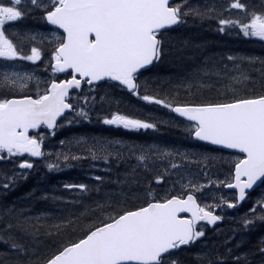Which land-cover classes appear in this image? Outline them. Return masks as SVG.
<instances>
[{
  "label": "snow or ice",
  "instance_id": "1",
  "mask_svg": "<svg viewBox=\"0 0 264 264\" xmlns=\"http://www.w3.org/2000/svg\"><path fill=\"white\" fill-rule=\"evenodd\" d=\"M228 8L245 12V19L219 18L221 14L214 4H201L199 0L196 3L192 0L175 3L173 0H0V161L24 154L32 158L45 156L42 150L44 135L30 134V130L45 126L55 134L57 127L91 122L90 113L96 98L85 95L77 98L78 104H73L68 102L69 90L81 89L82 82L94 89L97 82L105 80L116 82L115 86L127 89L138 99L160 105L189 122L186 134L192 139L243 154V158L235 160L232 182H220L226 188L236 189L237 195L234 200L222 197L219 204L198 203L195 193L201 188L190 184L185 185L190 188L186 195L181 193L164 198L154 196L150 187L145 188L143 202L137 206L129 199L133 191L130 188L122 200L97 204V210H110L109 214L99 218L97 223L80 228L79 236H76L79 217H61L57 223L41 225L40 217H27L15 209L0 211V243L8 245L12 254L10 264H182L173 253L205 237L200 222L216 225L223 219L216 214L217 209L222 206L236 208L246 199V190L253 189L258 181H264V59L229 55L227 62L231 63V68L223 61V67H220L205 60L177 84L159 78L153 81L156 84L154 94L141 95L138 83V74H142V70L161 62L169 54L165 32L187 23L188 18H216L221 33L226 27L233 26L238 27L244 37L264 41V3L259 9H249L244 0H229ZM33 12L42 13L45 24L63 30L62 34L54 30L49 38L42 33L10 34L7 31L6 25ZM37 35H40L41 44L47 40L53 45L46 67L50 66L53 74L71 73L70 78L59 82L52 79L43 90L34 73L12 70L16 61L35 64L42 59L41 47L32 46L28 52L22 44L14 42L35 41ZM32 80H36L35 94H25ZM181 91L190 94L192 99L181 101L174 95ZM212 92L216 93L214 98L197 96V93ZM69 111L75 115L66 120V125L60 124L58 118L65 117ZM101 122L129 131L156 130L159 123L151 117L133 118L120 111L110 113ZM74 142L77 146L86 145L84 151L93 160L105 162L112 157L122 158V149L128 147L137 160V168L130 177L133 185L140 183L136 171L141 165L149 169L156 161L207 164L212 159L203 155L198 160H190L189 157L195 154L158 145L147 148L127 146L104 138H92L89 143L80 137ZM60 143L71 145L73 141L62 140ZM55 155L57 162L46 164L50 171L60 167L58 161L61 159L67 164L70 160L87 158L73 154L70 149ZM180 166L169 163L164 174L155 176L156 184L163 183L167 172ZM34 167L28 159H22L18 164L21 170ZM20 178L26 179L23 171L7 177L8 182L0 187L8 190ZM95 179L103 182L100 176ZM64 188L80 194L89 191V186L83 183L65 184ZM134 199L141 197L137 195ZM257 220L264 221V197L258 199L242 218L243 230L248 231ZM74 236L76 238H72ZM228 251L231 253L232 249ZM249 256L260 257L259 264H264V237L254 251L243 257L246 264H252ZM197 259L207 260V264H224L221 257L212 258L211 253ZM231 259L234 264H240L242 257L236 255Z\"/></svg>",
  "mask_w": 264,
  "mask_h": 264
},
{
  "label": "trees",
  "instance_id": "2",
  "mask_svg": "<svg viewBox=\"0 0 264 264\" xmlns=\"http://www.w3.org/2000/svg\"><path fill=\"white\" fill-rule=\"evenodd\" d=\"M217 1L204 0L199 3L203 4L207 2L214 4L217 12L221 14L223 10L221 7H218ZM244 1L248 4L249 9L253 7L259 9L260 5L264 3V0ZM219 18H222V16L220 15ZM218 28L219 25L216 18L205 20H194L192 18L189 25L183 26L173 32H168L166 38L169 42V54L154 69L142 75L143 89L146 88L154 94L156 84L152 82L158 81V78L161 80H171L173 84H177L205 60L210 61L211 64L223 67L221 61L228 63L227 57L229 55L251 56L264 59V41L252 38L246 39L238 31L233 30H225V32L221 33ZM228 67H232L231 63H228ZM257 67H259V64H257ZM174 95L178 96L181 101L192 99L190 94H186L183 91L174 93ZM197 96L214 98L216 93H197ZM113 98L127 103L126 98L128 99V96L115 98L112 95H107V99L111 103L114 102ZM174 129L176 132L179 131V129L174 127L166 128L167 136L170 139H178L179 137L175 134ZM110 163L111 166L108 174L103 175L100 171L96 172V176L102 177L103 182L97 181L94 178L91 183L87 184L89 186L88 195L79 193V196L72 197L60 191V184L62 183L56 185L58 184L56 182L53 185L44 184L43 188L35 190L36 187H42L40 184L36 185L37 180L41 178L39 172H36L35 174L31 173L26 179H23V185H21L19 190L10 193V202L5 203V206L0 204V207L3 210L15 209L19 212L23 210L24 216L27 217H40L39 223L41 225L57 223L61 217L72 219L79 217V227L76 228V236H79L80 228L88 224L97 223L99 218L109 214L110 210L109 212L97 210V204L122 200L129 193L130 188L133 190L129 196L132 203L139 206L140 201L143 202L144 182L140 181L139 185H133L130 180V177L133 175L132 169L117 159H110ZM76 165H81V162L79 161ZM71 175L72 171H69L57 177L61 180L68 179ZM144 177L146 176L140 173V178L143 179ZM44 178L51 179L52 176L48 175ZM146 180H149L148 177H146ZM55 188L58 190L57 192L54 191ZM137 195L141 197L140 200L134 199ZM45 196L48 198L45 199ZM53 197H60L61 199L56 200ZM262 197H264V186L261 190L257 189L250 194L245 206L253 207V204ZM128 206L131 207V204ZM244 208L250 209L248 207ZM238 214L236 215L238 216ZM237 216L233 219H224L223 223L214 229L204 227L206 232L205 237L193 245L181 248L175 252L174 256L178 257L181 261L183 260L182 264H207V260H198L197 257H203L205 253H211L212 258L221 257L224 260V264H234L231 256L239 255L242 257L240 264H246L243 257L254 251L259 240L264 237V221L257 220L248 231H244L242 234L239 228H243V216L238 218ZM76 236L72 238H76ZM67 238V233H65V239ZM41 240L46 241V238L41 237ZM47 242L50 243V241ZM229 249H232L231 253H229ZM11 255L7 244L0 247V260H3V264H10L9 257ZM248 259L252 261V264H259L260 257L249 256Z\"/></svg>",
  "mask_w": 264,
  "mask_h": 264
},
{
  "label": "rangeland",
  "instance_id": "3",
  "mask_svg": "<svg viewBox=\"0 0 264 264\" xmlns=\"http://www.w3.org/2000/svg\"><path fill=\"white\" fill-rule=\"evenodd\" d=\"M204 1V0H199V2ZM207 1V0H205ZM217 1V0H216ZM193 3H196L197 0H192ZM228 2L229 0H218L217 5L218 7H221L223 10V13H221L222 18H230L236 19V18H241V20L245 19L244 12L241 10H236V9H229L228 8ZM28 19L34 18L33 14L27 16ZM189 19V18H188ZM192 18H190L191 20ZM54 31V29H44L40 27H23V28H17V27H11L10 28V34L11 33H24V32H32V33H37V34H45L50 38V34ZM56 31V30H55ZM57 32V31H56ZM57 34H60L57 32ZM40 35H37L36 41H31V42H21L18 41V43H22L24 45V48L30 52V49L32 46H37L41 47L43 49L42 51V59L40 61L35 62L33 64L30 61H27L29 64H33L34 68L27 69L23 65H16L12 70H18L20 72H32L34 73L35 77L41 81L40 83V88L43 90L45 83L49 79H55L58 77V73L53 74L52 69L46 65L49 62V57H50V51L49 48L53 45L49 44L47 40L44 41V43H40ZM35 42V43H34ZM37 43V44H36ZM39 43V44H38ZM31 45V46H30ZM10 63V62H9ZM48 83V82H47ZM36 90V80H32L30 82V87L25 90V94L28 92H32L35 94ZM108 91H105L104 89L99 90L98 88H88L86 91H84L81 95H75L72 99V101H75L76 104H78V99L77 98H82L85 95H91L92 97L96 98V102L94 104V110L90 113L91 119H92V124L98 123L100 126H108L104 125L102 122V119L109 115L108 111H125L128 112L129 114L132 113V111L135 112V117L141 119H144V116L146 118L151 117L152 120L159 122L158 123V129L153 130V129H148V130H139L137 131L138 134H145L148 138L145 141L138 140L135 136L136 135H129L125 134L124 136H117V137H86V136H78V135H71L68 137L60 138L57 141L54 142L53 146L51 147L52 150L48 149V154L49 150L51 153L56 154L57 152H68L69 149L73 154H81L87 158H84L85 161V168H89V171L92 172H86L87 175H95L96 170H103V169H110L111 163L110 159L105 162L103 159L99 160H93L86 151H84L86 145H79L77 146L74 142L75 138H80L84 137L88 140L89 143L92 142V138L100 139L104 138L106 140H117L120 141L123 145L127 146H142L147 148L150 145H158L161 148H168V149H176L180 152H185V153H190V154H195L191 155L189 158L190 160H198L201 158L203 155H207L211 157V161L207 164H193V163H186L181 160H176V161H171L180 164V168L177 170L169 171L165 175V180L161 184H156L155 182V176L158 174H164L166 169L168 168L170 161H156L154 162L149 169H145L142 165L139 167L137 171H146L150 179L146 180V177L143 179L140 178L139 180L144 182V188H149L151 189L152 193L156 197H166L170 191H175L179 192L178 195L181 193L184 194V192L187 189L185 185H190V184H195L198 188H201V190L198 193V197L200 200L205 204V205H211V204H217L221 201V198L223 197L226 200H231L234 198V195L232 193L224 192L221 188V183L220 182H226L231 176L230 173V166L234 162L235 157L233 155H226L222 154L219 152H215L212 150L208 149H203V148H197L193 146L190 143H187V136L186 130L190 127L188 123H180L173 118L170 117L168 109L163 107H157L154 108L150 111L144 110L143 108L139 107L137 103H120L119 101L115 100L114 102L111 103L109 102V99H107ZM103 97L104 99L101 100L100 98ZM163 109V110H162ZM139 110V111H138ZM141 112V113H140ZM156 112V113H155ZM160 112V113H158ZM140 113V114H139ZM132 114V115H133ZM137 114V115H136ZM142 114V116H141ZM140 115V116H139ZM161 115V116H160ZM102 116V117H100ZM158 116V117H157ZM160 116V117H159ZM156 117V118H155ZM101 118V119H100ZM159 119V120H158ZM80 124V123H79ZM78 125V124H76ZM174 127L179 129V137L178 139H170L169 137L166 136V130L163 129L165 127ZM112 127V126H108ZM77 128V127H76ZM118 129L121 127H117ZM124 132L127 130L121 128ZM119 129V131H122ZM160 133H159V132ZM154 133V134H152ZM53 134V133H52ZM151 138V139H150ZM73 141L71 145H64L62 146L60 141ZM149 140V141H148ZM44 143V141H43ZM59 143V144H58ZM173 143V144H172ZM45 144V143H44ZM176 146V147H175ZM61 147V148H60ZM57 148V149H56ZM59 149V150H58ZM63 149V150H62ZM61 150V151H60ZM56 153H55V152ZM123 156L122 158L118 159L121 160L123 163H125L128 168L134 170L137 168V160L135 162H131L132 159H135V156H133L129 151L128 147H124L122 149ZM46 154V151H45ZM47 155V154H46ZM115 158V157H112ZM56 159V155H55ZM117 159V158H116ZM80 160V159H79ZM88 160V161H87ZM63 161V160H61ZM87 162V163H86ZM135 164V165H134ZM136 171V175H138V172ZM168 173H173L175 175V178L172 182H170L167 179ZM149 181H151V185H149ZM203 186V187H201ZM142 203V201H140ZM252 207H250L251 209ZM2 210V209H1ZM0 210V211H1ZM249 209H242L238 215L245 217V214L248 213ZM228 210L226 208L223 209V216L224 213H227ZM250 218V217H249ZM239 231L243 234L244 230L239 229Z\"/></svg>",
  "mask_w": 264,
  "mask_h": 264
},
{
  "label": "bare ground",
  "instance_id": "4",
  "mask_svg": "<svg viewBox=\"0 0 264 264\" xmlns=\"http://www.w3.org/2000/svg\"><path fill=\"white\" fill-rule=\"evenodd\" d=\"M187 26V25H186ZM185 28H187V27H185ZM190 30V29H189ZM182 35V34H181ZM180 36V35H179ZM36 41V40H35ZM174 41V40H173ZM183 41V40H182ZM36 42H38V41H36ZM39 42H40V40H39ZM35 43V42H34ZM37 44V43H36ZM39 44V43H38ZM174 45V44H173ZM31 46V45H30ZM175 49V48H174ZM172 51V50H171ZM169 52V51H168ZM167 56V55H166ZM163 110V109H162ZM164 110H165V108H164ZM139 111V110H138ZM129 112V111H128ZM134 112H135V110H134ZM133 111H132V113L131 114H133L134 113ZM141 113V112H140ZM139 113V114H140ZM156 113V112H155ZM158 113H160V112H158ZM134 116H135V114H133ZM137 115V114H136ZM140 116V115H139ZM141 116H142V114H141ZM161 116V115H160ZM159 116V117H160ZM100 117H102V116H100ZM158 117V116H157ZM139 118H141V117H139ZM144 118H146L145 116H144ZM156 118V117H155ZM101 119V118H100ZM159 120V119H158ZM101 122V121H100ZM99 123V122H98ZM97 123V124H98ZM100 124V123H99ZM109 126V125H108ZM119 129H121V128H119ZM122 130V129H121ZM123 131V130H122ZM159 132V131H158ZM160 133V132H159ZM152 134H154V133H152ZM124 136V135H123ZM98 137V136H97ZM151 139V138H150ZM149 141V140H148ZM59 144V143H58ZM176 147V146H175ZM61 148V147H60ZM57 149V148H56ZM51 150V149H50ZM50 150H49V152H50ZM59 150V149H58ZM63 150V149H62ZM173 150V149H172ZM174 150H176V149H174ZM61 151V150H60ZM55 152V151H54ZM51 153V152H50ZM49 153V154H50ZM56 153V152H55ZM46 154H48L47 152H46ZM62 160V159H61ZM88 161V160H87ZM87 163V162H86ZM178 194V193H177ZM198 194V193H197ZM4 205V204H3ZM2 205V206H3ZM1 206V205H0ZM5 206V205H4ZM10 206V205H9ZM44 206V205H43ZM20 207V206H19ZM5 208V207H4ZM2 209V208H1ZM50 209V208H49ZM4 210H6V209H4ZM23 211V210H22ZM17 212H19V211H17ZM33 213V212H32ZM57 213V212H56ZM32 215V214H31ZM33 216V215H32ZM37 218V217H36ZM223 223V222H222ZM219 226V225H218Z\"/></svg>",
  "mask_w": 264,
  "mask_h": 264
},
{
  "label": "water",
  "instance_id": "5",
  "mask_svg": "<svg viewBox=\"0 0 264 264\" xmlns=\"http://www.w3.org/2000/svg\"><path fill=\"white\" fill-rule=\"evenodd\" d=\"M57 82H59V81H57ZM84 82H82V84H83ZM82 86V85H81ZM70 90H72V89H70ZM70 90H69V92H70ZM59 119V118H58ZM219 147H222V146H219ZM223 148V147H222ZM229 150H235V149H229ZM238 151V150H237ZM262 182L263 181H258L257 182V184L256 185H254V187H253V189L256 187H259L261 184H262ZM253 189H249V190H246V192L247 191H251V190H253ZM236 192H237V190H236ZM240 205H241V203L236 207V209L238 208V207H240Z\"/></svg>",
  "mask_w": 264,
  "mask_h": 264
}]
</instances>
